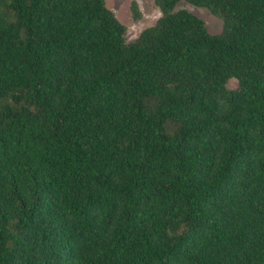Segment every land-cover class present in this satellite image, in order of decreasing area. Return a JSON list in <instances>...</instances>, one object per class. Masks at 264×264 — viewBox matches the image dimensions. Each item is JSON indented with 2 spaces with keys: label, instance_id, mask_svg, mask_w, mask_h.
Returning a JSON list of instances; mask_svg holds the SVG:
<instances>
[{
  "label": "trees",
  "instance_id": "1",
  "mask_svg": "<svg viewBox=\"0 0 264 264\" xmlns=\"http://www.w3.org/2000/svg\"><path fill=\"white\" fill-rule=\"evenodd\" d=\"M178 1L0 0V264H264V0Z\"/></svg>",
  "mask_w": 264,
  "mask_h": 264
},
{
  "label": "rangeland",
  "instance_id": "2",
  "mask_svg": "<svg viewBox=\"0 0 264 264\" xmlns=\"http://www.w3.org/2000/svg\"><path fill=\"white\" fill-rule=\"evenodd\" d=\"M132 1L137 4L141 18L139 21H134L131 18L129 3ZM104 2L107 8L112 10L115 16L126 26L128 41L135 40L144 29L152 27L160 15L159 10L153 4V0H104ZM175 8L186 10L203 20L210 34H219L222 30V20L212 16L204 8L193 7L185 0H179ZM228 87L230 89L237 87L234 78L229 80Z\"/></svg>",
  "mask_w": 264,
  "mask_h": 264
}]
</instances>
